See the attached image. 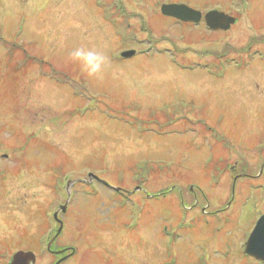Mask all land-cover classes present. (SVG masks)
<instances>
[{"label":"rangeland","instance_id":"obj_1","mask_svg":"<svg viewBox=\"0 0 264 264\" xmlns=\"http://www.w3.org/2000/svg\"><path fill=\"white\" fill-rule=\"evenodd\" d=\"M119 1L136 26L131 45L154 42L125 60L126 42L96 0H0V35L12 50L0 47V124L13 122L0 146L23 157L21 175L0 183V237L18 233L19 222L35 235L41 225L40 238L50 221L43 212L64 204L55 246L76 252L61 264H264L244 252L264 210L262 181L241 177L233 191L230 173L237 162L255 174L264 161V62L240 69L212 58L256 47L253 58H264V0H247L225 38ZM79 46L108 57L102 77L71 61ZM53 68L73 81L75 97L42 74ZM121 115L156 119L133 128ZM11 243L0 242V264ZM54 258L45 248L35 264Z\"/></svg>","mask_w":264,"mask_h":264},{"label":"flooded vegetation","instance_id":"obj_2","mask_svg":"<svg viewBox=\"0 0 264 264\" xmlns=\"http://www.w3.org/2000/svg\"><path fill=\"white\" fill-rule=\"evenodd\" d=\"M130 1L135 2L137 0H130ZM163 2L185 3V4L191 6L195 9L200 10V12H201L199 21H197V22L184 21V20H180V19L175 18V17H170L174 23H179V24H183V25H187V26L203 27V28L210 30L212 32H219L220 31V32L224 33L225 36L228 34V31L234 27V25H236L240 22L241 14L244 13L243 12L244 6L241 7V5H244V0H138L135 5H141V7L144 9L145 13H149V16H152L153 14L157 13V8L160 7V5ZM214 8L218 9L220 11H223L226 14L235 16L236 17L235 23H232L227 30H224L222 28H218V29L211 28L209 26V24L207 23L206 13H208L210 10H212ZM212 20L217 24H219V23L224 24V25L226 24L225 19L219 20V19H213L212 18ZM127 25L129 26V28L131 26L136 28L135 24L132 22H128ZM148 25H149L148 23H143V25H141V27H142V29H145V26L148 27ZM0 26H2L1 22H0ZM217 38L218 37H216L211 42L218 45ZM4 42H5V40H4ZM241 57H247V55H243ZM212 58H229V55H226L224 53L213 54ZM230 58H234V57H230ZM258 61L264 62V59L261 58ZM255 63H253V64H255ZM23 108H24V111H26V109H27L26 103H24ZM2 124L5 126H3ZM2 124H0V133H1L2 129L5 130L7 127V124L5 122H3ZM1 142H3V140H1L0 143ZM11 153L2 150V148L0 146V183H5L6 185H7V183H6L7 179H9L11 176L18 177L21 175V172H22L19 169L20 168L19 165H22L23 157L17 156V155L13 156V154H11ZM15 154H18V152ZM3 159L8 160V163H7L8 165L6 163H3V164L1 163ZM9 163H11V164L9 165ZM236 163L230 166V170L232 171V177H233L232 185H235V183L237 182V180L239 178L247 177V178H251L253 180H261L263 187H264V181L262 180V179H264V175H263V173H264L263 172L264 161H262L260 163L259 170L255 174L248 173L247 171H245L246 169H244V168L240 169L238 166L236 167ZM25 164L27 165V162ZM13 165H14V167H13ZM259 184L258 185L253 184L252 187L258 188ZM259 199H264V197L261 196V197H259ZM19 207H20V205H19ZM261 213H264V210H261V212L259 214H261ZM19 224H20L19 222H15L13 225L14 230L18 233L14 234V235L11 234L10 236L8 235L7 237H4V236L0 237V242H6V241L11 242L12 241L13 243H11L9 246L11 248L12 252H14L18 249L34 250L36 253L43 251L45 249V247L41 246L38 249V247L36 246L38 243L37 242L38 240H37V237L35 236L34 232L33 231L29 232L28 227L26 228L25 224H20V225ZM41 224H42V221H41ZM39 227L37 228L36 231H38ZM53 243H54V241H53ZM53 243H52V245H53ZM46 250L51 253V250H49L47 247H46ZM64 253H67V252H64ZM64 253L59 255L58 258L60 256H62Z\"/></svg>","mask_w":264,"mask_h":264},{"label":"water","instance_id":"obj_3","mask_svg":"<svg viewBox=\"0 0 264 264\" xmlns=\"http://www.w3.org/2000/svg\"><path fill=\"white\" fill-rule=\"evenodd\" d=\"M184 8L185 6L166 4L162 7V10L164 13L172 14L182 19H197L195 18L196 16L190 14V13H194L193 11H191L192 9L190 10V8H187V9H184ZM213 12H216V11H213ZM210 21H213V20L210 19ZM231 22H234L233 18L228 23H231ZM211 25L213 27L220 26L223 28H227L229 26V24L222 25L220 23L217 24L215 22H212ZM130 53H131L130 51H127V52H124L123 55H129ZM63 210H65V206H63ZM245 251L255 256L256 258L264 261V214L261 215L256 221L245 243ZM30 258L34 259V254H32L31 252L18 251L14 254L13 261L10 264H28Z\"/></svg>","mask_w":264,"mask_h":264},{"label":"clouds","instance_id":"obj_4","mask_svg":"<svg viewBox=\"0 0 264 264\" xmlns=\"http://www.w3.org/2000/svg\"><path fill=\"white\" fill-rule=\"evenodd\" d=\"M73 63L79 64L88 77H102L109 65V59L103 52L86 46L73 49L70 54Z\"/></svg>","mask_w":264,"mask_h":264},{"label":"bare ground","instance_id":"obj_5","mask_svg":"<svg viewBox=\"0 0 264 264\" xmlns=\"http://www.w3.org/2000/svg\"><path fill=\"white\" fill-rule=\"evenodd\" d=\"M253 65H254V64H253ZM249 66H250V65H248L245 69L249 68ZM225 77H226V75H225ZM225 77H224V78H225Z\"/></svg>","mask_w":264,"mask_h":264}]
</instances>
